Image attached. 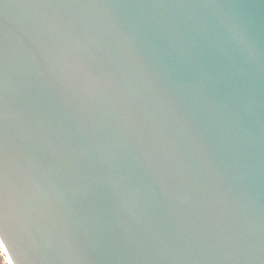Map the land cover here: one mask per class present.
<instances>
[{"label":"water","instance_id":"1","mask_svg":"<svg viewBox=\"0 0 264 264\" xmlns=\"http://www.w3.org/2000/svg\"><path fill=\"white\" fill-rule=\"evenodd\" d=\"M0 242L264 264V0H0Z\"/></svg>","mask_w":264,"mask_h":264},{"label":"flooded vegetation","instance_id":"2","mask_svg":"<svg viewBox=\"0 0 264 264\" xmlns=\"http://www.w3.org/2000/svg\"><path fill=\"white\" fill-rule=\"evenodd\" d=\"M0 264H11L9 256L7 252H5V249L0 244Z\"/></svg>","mask_w":264,"mask_h":264},{"label":"bare ground","instance_id":"3","mask_svg":"<svg viewBox=\"0 0 264 264\" xmlns=\"http://www.w3.org/2000/svg\"><path fill=\"white\" fill-rule=\"evenodd\" d=\"M0 244H1V246L3 247V249H5V247L2 245L1 242H0ZM5 252H6V250H5ZM10 263L13 264V263L11 262V260H10Z\"/></svg>","mask_w":264,"mask_h":264}]
</instances>
